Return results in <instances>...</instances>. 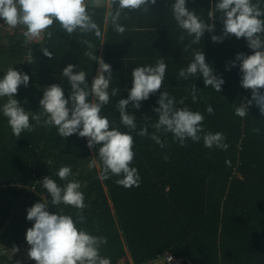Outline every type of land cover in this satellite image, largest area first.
<instances>
[{
    "label": "trees",
    "instance_id": "1",
    "mask_svg": "<svg viewBox=\"0 0 264 264\" xmlns=\"http://www.w3.org/2000/svg\"><path fill=\"white\" fill-rule=\"evenodd\" d=\"M215 2L218 0H203L196 8L197 16L209 25L213 21L207 13ZM259 2L264 8V0ZM115 7L112 5L110 13ZM94 11L93 18L102 31L101 39L79 32L68 36L55 22L49 29L51 38L45 33L38 42L27 41L23 27L17 38L9 36L10 41L0 50L3 54L0 78L9 68L27 73L29 85L20 86L16 99L26 111L38 113L41 110L39 101L47 86L60 84L65 98L70 96L71 86L61 76L68 64L77 65L74 71H85L91 84L98 63L84 55L88 49L81 42L90 40L95 46L93 51L97 49L96 55L112 66L109 91L120 89L117 96H110L101 115L109 119L110 128L118 126L121 132L132 135L135 156L130 166L138 170L140 185L119 186L115 183L119 179L116 176L100 180L99 146L97 151L89 149L87 139L78 134L61 138L56 127L36 125L30 118L35 131H24L17 139L0 111V246L10 250L13 245H28L26 232L34 222L27 220V209L37 202L48 201L52 212L59 213L62 208V214L71 215L74 220L78 212L84 215L86 220L78 224V228L107 239L100 254L109 258L111 264H119L128 255L134 264H153L167 252L182 258L180 264H264V115L255 105L249 108L246 117L235 115V107L250 100L252 92L241 86L239 62L231 67L238 53L253 54L247 41L229 36L223 42L214 43L212 35L222 34L219 18L215 21L214 32H206L201 41L190 48L192 37L182 29L125 28L121 35L113 30L110 13L108 16L104 4ZM141 20L140 23L146 25L144 18ZM6 28L11 32L3 25V30ZM181 34L185 35L183 42L179 39ZM42 46L53 53L51 58L43 54ZM193 50L204 51L206 62L225 80L220 93L210 86L206 88L202 76L187 80L178 77L179 70L191 63ZM161 56L167 68L160 92L167 91L175 97L176 107L187 106L200 112L206 132H219L226 137L224 143L229 145L226 151L206 148L203 139L199 142L189 139L187 147H181L171 133H158L166 144L164 148L150 139L155 132L152 124L158 121L153 108L159 106L160 92L143 101L139 110L131 105L127 109L129 114L135 115L137 131L147 125L149 136L140 137L136 131L130 132L120 124L116 104L119 99L128 97L133 68L154 66ZM194 84L197 102L191 98ZM182 97H187L184 105L178 103ZM5 102L6 98L0 99V108ZM209 105L214 115L207 113ZM253 128H259L260 133H253ZM165 156L169 158L167 162ZM94 158L97 164L91 167ZM61 167H70L72 176L69 179L80 183L84 209L51 205L49 194L38 183L45 176H51L63 187L66 181L56 175ZM1 262L12 264L13 261L5 253L0 254ZM20 262L31 264L35 261ZM162 264L171 263L162 261Z\"/></svg>",
    "mask_w": 264,
    "mask_h": 264
},
{
    "label": "clouds",
    "instance_id": "2",
    "mask_svg": "<svg viewBox=\"0 0 264 264\" xmlns=\"http://www.w3.org/2000/svg\"><path fill=\"white\" fill-rule=\"evenodd\" d=\"M105 3V0H0V19L9 28L22 26L27 41L38 40L42 34L49 38L52 32L49 29L54 22L59 25L62 32L68 36L79 32L83 35L94 34L97 39L102 38L101 28L94 20V9ZM108 5H116L114 12L110 13L113 30L119 34L125 32V27L119 22L122 15L127 18V12L143 9L148 12V7L156 5L157 0H106ZM174 19L183 33L192 37L188 47L198 44L205 33H213L217 18L223 27L221 35H212L214 43L223 42L229 36L237 39L244 38L247 46L253 52L251 55L238 53L231 67H236L239 62V70L242 73L241 86L250 89L252 97L246 103L235 107V115L244 118L248 115L249 108L253 105L259 108L264 115V8L259 0H218L211 5L207 15L213 21L209 25L203 22L194 11L187 7V0H175L171 5ZM217 13L220 15L217 16ZM180 41L185 40L181 34ZM87 46L84 55L98 63L96 75L91 84L87 80V73L83 70L74 71L75 64H68L63 68L61 76L66 78L71 86L70 96L65 98L64 89L60 84H51L43 92L39 101L41 110L38 113L26 111L21 102L16 99L21 85L27 87L30 77L27 73L9 68L3 78H0V99L6 98L0 111L7 118L12 135L17 139L22 132L35 131L36 125L43 123L45 127H56L61 138H68L78 134L80 138L87 139V146L97 151L101 162L102 171L100 180H107L112 176L119 177L115 183L125 188L139 187L141 177L135 167H131L135 153L133 151L134 140L131 134L121 132L117 127L110 128V121L101 115L104 106L110 102V96L115 97L120 92L119 87L110 89L113 78L112 66L105 62L102 56L96 55L97 49L87 39L81 41ZM186 50V49H185ZM41 51L47 57L53 53L47 47L42 46ZM167 65L161 56L155 65L139 66L131 72L132 86L126 99H119L116 108L120 114V124L131 131H136L140 137L149 136L148 126L145 125L137 131L135 115L129 114L128 106L135 110L141 108L142 102L160 92L165 77ZM230 70V69H229ZM202 76L205 87H212L216 92L222 91L225 80L215 74L213 66L206 62L204 51L193 50V59L186 67L179 70L178 77L185 80L190 77ZM197 87L194 84L191 89V98L197 102ZM91 98V99H90ZM182 97L179 104L184 105ZM24 103H27L25 100ZM158 107L153 111L158 115V121L152 124L155 129L150 139L166 147L158 133H171L174 141L181 147H187V141L199 142L203 139L204 146L227 150L229 145L224 143L226 137L222 133L206 132L202 126L204 116L187 106L176 107L175 97L167 91L160 92L157 100ZM210 115H214L211 105L206 108ZM42 117L45 119L42 120ZM253 133L259 134V128H253ZM168 161V157H164ZM97 164L94 158L91 167ZM60 180L66 181L63 187L58 186L51 176H45L41 183L50 196L53 206L61 204L82 210L85 207L84 195L79 191L81 185L72 176L70 167H61L56 173ZM52 212L49 210V202H37L27 209V220L33 221V226L27 229L26 242L29 245L27 256L35 264H111L109 258L100 254L101 247L107 244L105 237L91 235L78 224H83L86 217L77 213L74 220L71 215ZM19 252V247L13 245L10 250L0 246V254L12 257ZM175 256V255H174ZM176 257V256H175ZM178 258V257H177ZM159 259V258H158ZM172 262L173 257H168ZM182 259V258H181ZM182 261V260H181ZM16 264H21L17 261Z\"/></svg>",
    "mask_w": 264,
    "mask_h": 264
},
{
    "label": "crops",
    "instance_id": "3",
    "mask_svg": "<svg viewBox=\"0 0 264 264\" xmlns=\"http://www.w3.org/2000/svg\"><path fill=\"white\" fill-rule=\"evenodd\" d=\"M175 2V0H157L156 5H151L150 6H146L148 7V12L145 13L143 11V9L139 10V11H132L129 12L128 10H125V12H127V18H125L123 15L120 19L119 22H124L126 23L127 26H124L125 28H129L132 30H142V29H153V30H158V31H178L181 30L179 28V26L177 25L173 13H172V9H171V5ZM200 2H203V0H187V7L191 10L194 11L196 10V15H198L197 13V6ZM104 5L107 8V14L109 16V13L112 9V5H108L105 3ZM107 16V19H108ZM146 21V25L141 24L140 22H142L141 19H143ZM106 19V21H107ZM140 23V24H139ZM105 29L107 27V25L105 24ZM10 30V28H9ZM16 30V29H15ZM14 30V31H15ZM13 36V35H12ZM106 36V34L104 35ZM43 37L42 36L35 41H39L41 40ZM105 42V37L103 38V43Z\"/></svg>",
    "mask_w": 264,
    "mask_h": 264
},
{
    "label": "rangeland",
    "instance_id": "4",
    "mask_svg": "<svg viewBox=\"0 0 264 264\" xmlns=\"http://www.w3.org/2000/svg\"><path fill=\"white\" fill-rule=\"evenodd\" d=\"M3 25H4V21L2 19H0V50L1 48L4 47V45L10 41L9 39V36H12L13 35V38H17L16 36H19L22 32V26H17L16 28H10V31L11 32H8L7 31V28L6 30H3ZM5 27V25H4ZM16 29V30H15ZM15 30V31H14ZM3 54H1L0 52V67H1V62H2V56ZM6 58V56H5ZM94 155V154H93ZM95 157V155H94ZM28 248H29V245H22L21 247H19V252L16 253L15 255H13L12 257H9V259L12 262V264H16L17 261H23L25 259H29L28 256H27V251H28ZM126 259H128V261H126ZM123 258L119 264H134L130 255H128L127 257ZM0 264H7L6 262H1ZM31 264H35V262L31 263Z\"/></svg>",
    "mask_w": 264,
    "mask_h": 264
},
{
    "label": "built area",
    "instance_id": "5",
    "mask_svg": "<svg viewBox=\"0 0 264 264\" xmlns=\"http://www.w3.org/2000/svg\"><path fill=\"white\" fill-rule=\"evenodd\" d=\"M173 257V260H172V262H170L169 261V259H168V257ZM159 259H161L162 261H166V262H169V263H171V264H180L181 263V258H177V257H175L172 253H169V252H167L164 256H163V258H159Z\"/></svg>",
    "mask_w": 264,
    "mask_h": 264
},
{
    "label": "water",
    "instance_id": "6",
    "mask_svg": "<svg viewBox=\"0 0 264 264\" xmlns=\"http://www.w3.org/2000/svg\"><path fill=\"white\" fill-rule=\"evenodd\" d=\"M153 264H162V260L161 259H156Z\"/></svg>",
    "mask_w": 264,
    "mask_h": 264
}]
</instances>
